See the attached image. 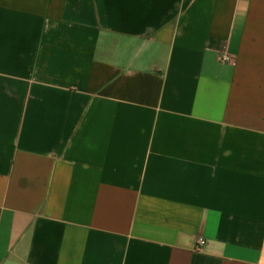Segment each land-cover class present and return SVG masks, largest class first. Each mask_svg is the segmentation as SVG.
Masks as SVG:
<instances>
[{
    "label": "crops",
    "instance_id": "0c3cea01",
    "mask_svg": "<svg viewBox=\"0 0 264 264\" xmlns=\"http://www.w3.org/2000/svg\"><path fill=\"white\" fill-rule=\"evenodd\" d=\"M0 264H264V0H0Z\"/></svg>",
    "mask_w": 264,
    "mask_h": 264
},
{
    "label": "built area",
    "instance_id": "2783aa9c",
    "mask_svg": "<svg viewBox=\"0 0 264 264\" xmlns=\"http://www.w3.org/2000/svg\"><path fill=\"white\" fill-rule=\"evenodd\" d=\"M219 60L221 63L224 64H232L234 62V58L226 51L220 53ZM206 245H207L206 240L203 237H199L195 245V251L197 252L203 251Z\"/></svg>",
    "mask_w": 264,
    "mask_h": 264
}]
</instances>
